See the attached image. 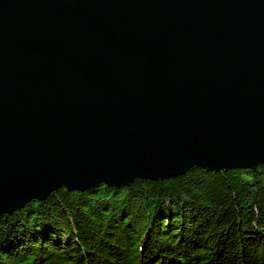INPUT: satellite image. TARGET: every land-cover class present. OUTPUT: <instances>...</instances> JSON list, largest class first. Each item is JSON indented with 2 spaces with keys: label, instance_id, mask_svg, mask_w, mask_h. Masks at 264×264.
<instances>
[{
  "label": "water",
  "instance_id": "obj_1",
  "mask_svg": "<svg viewBox=\"0 0 264 264\" xmlns=\"http://www.w3.org/2000/svg\"><path fill=\"white\" fill-rule=\"evenodd\" d=\"M262 163L264 0H0V215Z\"/></svg>",
  "mask_w": 264,
  "mask_h": 264
},
{
  "label": "trees",
  "instance_id": "obj_2",
  "mask_svg": "<svg viewBox=\"0 0 264 264\" xmlns=\"http://www.w3.org/2000/svg\"><path fill=\"white\" fill-rule=\"evenodd\" d=\"M0 264H264V163L56 190L0 215Z\"/></svg>",
  "mask_w": 264,
  "mask_h": 264
},
{
  "label": "bare ground",
  "instance_id": "obj_3",
  "mask_svg": "<svg viewBox=\"0 0 264 264\" xmlns=\"http://www.w3.org/2000/svg\"><path fill=\"white\" fill-rule=\"evenodd\" d=\"M254 169V168H253Z\"/></svg>",
  "mask_w": 264,
  "mask_h": 264
}]
</instances>
